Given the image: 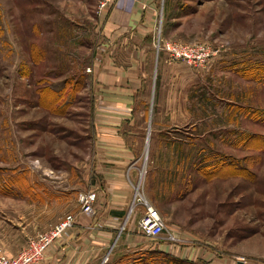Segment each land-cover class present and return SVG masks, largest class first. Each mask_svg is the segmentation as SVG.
Listing matches in <instances>:
<instances>
[{
  "label": "rangeland",
  "instance_id": "obj_1",
  "mask_svg": "<svg viewBox=\"0 0 264 264\" xmlns=\"http://www.w3.org/2000/svg\"><path fill=\"white\" fill-rule=\"evenodd\" d=\"M99 1L0 0V248L16 255L79 208L99 116L128 114L119 131L138 160L132 203L158 210L165 238L137 231L133 246L119 229L99 264H264V0H154L129 108L96 76L115 4ZM166 43L210 57L193 67Z\"/></svg>",
  "mask_w": 264,
  "mask_h": 264
},
{
  "label": "crops",
  "instance_id": "obj_2",
  "mask_svg": "<svg viewBox=\"0 0 264 264\" xmlns=\"http://www.w3.org/2000/svg\"><path fill=\"white\" fill-rule=\"evenodd\" d=\"M153 1L115 0L109 18L103 24L104 40H111L113 44L109 45L104 56L100 54L103 61L98 66L96 76L101 86H105L103 89L109 98L118 96L120 99L114 97L115 100L121 101L127 108L133 106L132 96H136L142 89L139 75L143 76V72L147 70L152 47L148 38L153 31L157 15L153 10ZM125 26L129 30L124 31ZM119 60L123 62L119 63ZM161 69L164 72L168 70L165 65ZM169 70L174 71V67L171 66ZM165 75L162 74L161 89H165L164 84L170 81ZM120 90H124L126 94ZM125 96L131 102L121 100ZM165 100L160 102L162 108L168 106ZM116 111L118 112V109ZM111 115L113 114L108 116ZM103 117L105 118L100 115L98 118L97 149L92 157L94 182L90 185L91 189L97 191L95 213L87 216L79 212L77 207L72 213L75 216L74 224L63 236L64 241L58 243L59 246L48 248L40 264H99L110 251L109 247L122 225L123 230L126 229L127 234L131 236L132 241L128 243H133V246L137 243V222L141 213L138 204H133L132 200L139 166L135 150L130 148L127 136L119 131L121 123L127 121L130 116H112L106 118L108 120ZM128 243L126 246H132ZM237 264L242 262L237 261Z\"/></svg>",
  "mask_w": 264,
  "mask_h": 264
},
{
  "label": "built area",
  "instance_id": "obj_3",
  "mask_svg": "<svg viewBox=\"0 0 264 264\" xmlns=\"http://www.w3.org/2000/svg\"><path fill=\"white\" fill-rule=\"evenodd\" d=\"M115 0H100L98 9L100 11L108 8ZM160 45V40L157 41ZM170 57L175 60H183L193 67H200L209 59L210 54L203 46L194 44H163ZM97 200L96 189L80 191L77 195L79 212L92 216L95 213L94 204ZM144 210L137 222L138 232L146 238H165V221L153 206L144 200ZM75 216L71 213L62 217L48 231L40 233L29 239L26 246L16 255H10L0 248V264H40L44 259L45 251L57 240L62 239L66 231L74 224ZM123 229V226L121 227ZM166 238L173 242L171 236Z\"/></svg>",
  "mask_w": 264,
  "mask_h": 264
},
{
  "label": "water",
  "instance_id": "obj_4",
  "mask_svg": "<svg viewBox=\"0 0 264 264\" xmlns=\"http://www.w3.org/2000/svg\"><path fill=\"white\" fill-rule=\"evenodd\" d=\"M149 136V135H148ZM148 142V137H147V140H146V143Z\"/></svg>",
  "mask_w": 264,
  "mask_h": 264
}]
</instances>
